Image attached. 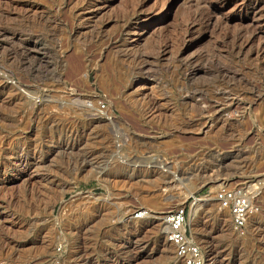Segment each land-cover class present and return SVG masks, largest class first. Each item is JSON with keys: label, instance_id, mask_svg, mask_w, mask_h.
Returning <instances> with one entry per match:
<instances>
[{"label": "rangeland", "instance_id": "rangeland-1", "mask_svg": "<svg viewBox=\"0 0 264 264\" xmlns=\"http://www.w3.org/2000/svg\"><path fill=\"white\" fill-rule=\"evenodd\" d=\"M186 201L205 264H264V0H0V264H183Z\"/></svg>", "mask_w": 264, "mask_h": 264}, {"label": "built area", "instance_id": "built-area-1", "mask_svg": "<svg viewBox=\"0 0 264 264\" xmlns=\"http://www.w3.org/2000/svg\"><path fill=\"white\" fill-rule=\"evenodd\" d=\"M91 106L99 112L106 113V103L101 97H97ZM107 118H112L107 115ZM156 162L161 167L165 163L161 157L156 158ZM215 199L218 204L230 211L234 228L245 233L249 224V219L254 211V202L251 193L243 186H222L217 190ZM189 201L170 207L159 212L158 217L163 224L166 241L174 248L175 256L183 264H205V252L199 240L193 235L190 226ZM147 208L139 209L135 212L137 217H145L149 214Z\"/></svg>", "mask_w": 264, "mask_h": 264}, {"label": "bare ground", "instance_id": "bare-ground-1", "mask_svg": "<svg viewBox=\"0 0 264 264\" xmlns=\"http://www.w3.org/2000/svg\"><path fill=\"white\" fill-rule=\"evenodd\" d=\"M192 4V3H191ZM196 8V7H195ZM194 8V9H195ZM198 10V9H197ZM208 19H210V18H208ZM238 44V43H237ZM3 82V81H2ZM257 94V93H256ZM54 107V106H53ZM45 110V109H44ZM208 171V170H207ZM208 173H209V171H208ZM214 173V172H213ZM212 173V174H213ZM209 175H211V173L209 174ZM191 197H193L192 198V200H193V202H192V206L196 203L197 205L193 208V212H192V215L193 216H195L196 215V213H197V211H198V209H197V207H198V201L200 200L196 195H192ZM164 230V229H163ZM165 236V235H164ZM166 239V238H165ZM167 242V241H166ZM168 243V242H167ZM168 244H170V243H168ZM171 245V244H170ZM172 246V245H171ZM174 249V248H173ZM174 255H175V253H174ZM218 264H229V262H227V261H222V260H219V262H218Z\"/></svg>", "mask_w": 264, "mask_h": 264}]
</instances>
